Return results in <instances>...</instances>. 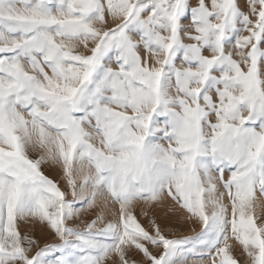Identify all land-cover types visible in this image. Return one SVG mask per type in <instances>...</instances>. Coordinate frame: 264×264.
Wrapping results in <instances>:
<instances>
[{"label": "snow or ice", "instance_id": "snow-or-ice-1", "mask_svg": "<svg viewBox=\"0 0 264 264\" xmlns=\"http://www.w3.org/2000/svg\"><path fill=\"white\" fill-rule=\"evenodd\" d=\"M245 3L0 0V264H239L230 239L264 264V0ZM137 202L200 229L150 232ZM37 224L57 242L29 254Z\"/></svg>", "mask_w": 264, "mask_h": 264}, {"label": "rangeland", "instance_id": "rangeland-1", "mask_svg": "<svg viewBox=\"0 0 264 264\" xmlns=\"http://www.w3.org/2000/svg\"><path fill=\"white\" fill-rule=\"evenodd\" d=\"M238 3L240 4L242 10L248 11L245 0H238ZM109 26H111V24ZM142 55H144L143 52ZM39 154V150L36 152H30L32 158H37ZM42 170L45 175H48L53 180H56L62 190L67 192L66 198L72 199L71 192L68 191L67 188L66 180L62 175V169L58 164H53L49 161L42 165ZM118 207V205H115L114 210L118 211ZM96 211H98V209ZM257 212L258 214L264 215V196H261L259 192H257ZM133 213L137 220L150 232L152 231L150 222L155 220L156 223L160 224L163 233L169 238L193 236L195 235V232H198L200 229L199 223L187 220V214L172 203H167L164 206L159 204L153 206L145 205L143 202H137L134 204ZM145 213H147V215H145ZM84 215L87 219H91L94 217L95 212L86 211ZM81 227H83V225H81ZM21 231L31 235L37 241V245L33 247L32 253L29 254H33L36 247H43L45 244L57 242V238L51 230L41 224H37L34 228L30 225H22ZM229 242L233 245V255L238 260L239 264H247V257L243 253L242 247L238 244V242L232 239H230ZM149 248L154 254H158L159 249L153 248L151 245H149ZM195 259L196 258L194 257H189L186 264H193ZM204 259L205 261H208L207 257ZM129 260L130 264L133 260H135L137 264H146L145 258L139 252L131 253ZM106 264H119V259L116 256L109 257Z\"/></svg>", "mask_w": 264, "mask_h": 264}]
</instances>
